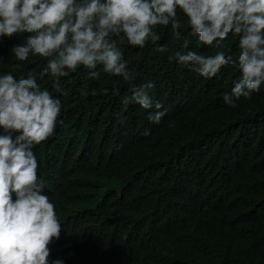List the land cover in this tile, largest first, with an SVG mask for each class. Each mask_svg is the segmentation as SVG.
Instances as JSON below:
<instances>
[{
  "label": "trees",
  "instance_id": "trees-1",
  "mask_svg": "<svg viewBox=\"0 0 264 264\" xmlns=\"http://www.w3.org/2000/svg\"><path fill=\"white\" fill-rule=\"evenodd\" d=\"M178 16L181 38L158 26L156 45L120 46L131 81L102 66L93 79L81 66L60 78L59 92L53 77H40L44 58L20 62L11 54L30 34L0 37V75L34 74L62 103L63 124L33 149L62 228L50 261L264 264V85L237 107L226 105L223 97L240 77V37L230 33L224 42L233 63L201 77L169 59L177 51H216L198 42L179 10ZM159 45L167 51H156ZM149 81L153 102L168 109L159 124L148 120L155 108L123 103Z\"/></svg>",
  "mask_w": 264,
  "mask_h": 264
},
{
  "label": "clouds",
  "instance_id": "clouds-1",
  "mask_svg": "<svg viewBox=\"0 0 264 264\" xmlns=\"http://www.w3.org/2000/svg\"><path fill=\"white\" fill-rule=\"evenodd\" d=\"M178 10L198 42L216 51L210 56L177 51L169 59L191 66L201 77H215L222 66L233 63L223 46L230 33L237 35L240 77L224 95V103L235 108L241 97L251 99L260 92L264 0H0V37L30 34L10 52L20 62L30 56L44 58L40 77H53L59 92L60 78L81 66L93 79L99 78L97 68L102 66L104 73L131 81L133 74L120 46L156 45L161 41L158 26L181 38L184 24ZM183 48H189L187 38ZM155 50L166 52L167 48L159 45ZM154 86L149 81L133 88L123 103L155 108L148 120L159 124L168 109L153 102L150 90ZM102 91L107 94L108 90ZM61 108L59 97L42 89L34 74L21 79L11 72L0 75V264H63L59 258L50 261V245L59 239L62 228L55 205L44 194L46 183L38 176L33 151L55 135L58 123L63 124L58 120ZM143 134L150 135V130Z\"/></svg>",
  "mask_w": 264,
  "mask_h": 264
}]
</instances>
